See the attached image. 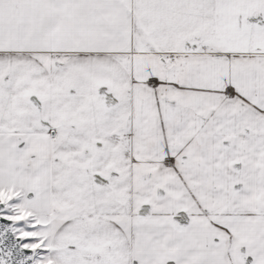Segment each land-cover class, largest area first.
Instances as JSON below:
<instances>
[{
	"label": "snow or ice",
	"instance_id": "obj_1",
	"mask_svg": "<svg viewBox=\"0 0 264 264\" xmlns=\"http://www.w3.org/2000/svg\"><path fill=\"white\" fill-rule=\"evenodd\" d=\"M0 264H264V0H0Z\"/></svg>",
	"mask_w": 264,
	"mask_h": 264
}]
</instances>
